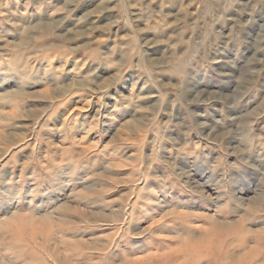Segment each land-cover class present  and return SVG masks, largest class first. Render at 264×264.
Segmentation results:
<instances>
[{
    "label": "rangeland",
    "instance_id": "374dc122",
    "mask_svg": "<svg viewBox=\"0 0 264 264\" xmlns=\"http://www.w3.org/2000/svg\"><path fill=\"white\" fill-rule=\"evenodd\" d=\"M0 264H264V0H0Z\"/></svg>",
    "mask_w": 264,
    "mask_h": 264
}]
</instances>
